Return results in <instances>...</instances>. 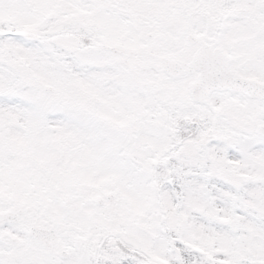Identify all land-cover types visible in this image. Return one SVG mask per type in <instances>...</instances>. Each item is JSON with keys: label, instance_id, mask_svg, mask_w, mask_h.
Listing matches in <instances>:
<instances>
[{"label": "snow or ice", "instance_id": "1", "mask_svg": "<svg viewBox=\"0 0 264 264\" xmlns=\"http://www.w3.org/2000/svg\"><path fill=\"white\" fill-rule=\"evenodd\" d=\"M0 264H264V0H0Z\"/></svg>", "mask_w": 264, "mask_h": 264}]
</instances>
